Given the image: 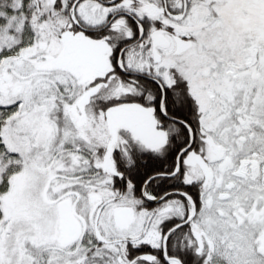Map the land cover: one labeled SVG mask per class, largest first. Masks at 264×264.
<instances>
[{
	"label": "snow or ice",
	"instance_id": "6c2138e0",
	"mask_svg": "<svg viewBox=\"0 0 264 264\" xmlns=\"http://www.w3.org/2000/svg\"><path fill=\"white\" fill-rule=\"evenodd\" d=\"M0 264H264V0H0Z\"/></svg>",
	"mask_w": 264,
	"mask_h": 264
}]
</instances>
